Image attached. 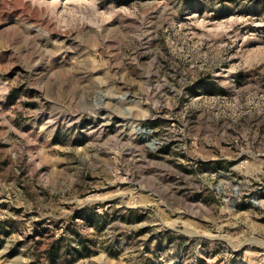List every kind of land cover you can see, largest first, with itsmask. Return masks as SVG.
I'll return each instance as SVG.
<instances>
[{"label": "rangeland", "instance_id": "1", "mask_svg": "<svg viewBox=\"0 0 264 264\" xmlns=\"http://www.w3.org/2000/svg\"><path fill=\"white\" fill-rule=\"evenodd\" d=\"M0 264H264V0H0Z\"/></svg>", "mask_w": 264, "mask_h": 264}]
</instances>
